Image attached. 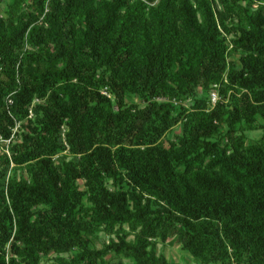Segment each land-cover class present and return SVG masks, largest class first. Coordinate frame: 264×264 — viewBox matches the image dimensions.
Segmentation results:
<instances>
[{
  "label": "trees",
  "instance_id": "trees-1",
  "mask_svg": "<svg viewBox=\"0 0 264 264\" xmlns=\"http://www.w3.org/2000/svg\"><path fill=\"white\" fill-rule=\"evenodd\" d=\"M0 6V264H264V0Z\"/></svg>",
  "mask_w": 264,
  "mask_h": 264
},
{
  "label": "rangeland",
  "instance_id": "rangeland-1",
  "mask_svg": "<svg viewBox=\"0 0 264 264\" xmlns=\"http://www.w3.org/2000/svg\"><path fill=\"white\" fill-rule=\"evenodd\" d=\"M0 15H3V10L1 6H0ZM126 101L127 102H137L138 99L135 96H127ZM173 131L177 133L178 127H175ZM259 135H260V132L256 131V132L249 133L248 137H249V140H254ZM167 137H170V135H167ZM108 240L109 238L107 236L100 233L99 237L95 239L94 246L96 248H100L102 243L107 242ZM156 253L158 255L164 254L168 262L179 263V264H197L192 260L190 255L186 251L182 250L179 244H175L174 241H170L165 244L158 243L156 245ZM106 258H109V256H106ZM43 263L52 264L51 261H45Z\"/></svg>",
  "mask_w": 264,
  "mask_h": 264
},
{
  "label": "built area",
  "instance_id": "built-area-1",
  "mask_svg": "<svg viewBox=\"0 0 264 264\" xmlns=\"http://www.w3.org/2000/svg\"><path fill=\"white\" fill-rule=\"evenodd\" d=\"M215 100H216V96H215V94H212L211 101L215 102Z\"/></svg>",
  "mask_w": 264,
  "mask_h": 264
}]
</instances>
